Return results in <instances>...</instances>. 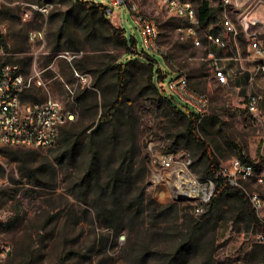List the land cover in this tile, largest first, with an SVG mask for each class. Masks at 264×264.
Masks as SVG:
<instances>
[{
  "label": "rangeland",
  "instance_id": "1",
  "mask_svg": "<svg viewBox=\"0 0 264 264\" xmlns=\"http://www.w3.org/2000/svg\"><path fill=\"white\" fill-rule=\"evenodd\" d=\"M84 1L108 4V0ZM130 1L156 19L160 27L157 44L163 50L152 53L156 82L167 86L181 70L189 76L191 88L209 95L200 137L220 168L240 154L255 161V176L241 181L243 191L247 195L257 192L264 199V185L257 181L258 176L264 178V78L250 85L245 69L253 63L247 61L245 69L234 66L230 84L222 86L202 60L209 46L216 49L206 42V33L223 32L226 16L239 30L243 57L252 54L253 33L264 44V0H234L227 6L222 0H207L210 19L201 25L203 45L199 47L182 38L178 31L181 22L166 12L162 0ZM43 4L51 6L47 17L32 8ZM68 7L63 0H0V25L5 28L4 44L9 53L0 57V62L18 63L28 78L41 81L33 83L25 97L32 95L35 101L53 97L76 111V118L63 126L51 148L0 147V243L12 246L11 254L0 259V264H263L261 226L237 218L235 198H223L218 212L209 219L195 216L186 205L166 195L149 191L144 145L150 134L161 146L172 145L176 152L190 154L197 176L208 166V157L204 148L187 137L172 144V135L183 126L174 128L178 118L173 119L169 109L160 107L158 94L148 88L140 62L134 64L128 77V103L110 123L100 127L99 117L115 95L116 74L110 63L124 53L118 43L87 36L74 26L71 38L64 33L57 40L61 13ZM24 8L31 9L27 20ZM253 18L260 23L247 27L246 20ZM110 20L115 27L124 28L129 39L136 40L137 51L147 52L142 30L127 3L115 9ZM32 29H44V41L32 42L28 36ZM133 57L142 59L138 54ZM76 71L90 75V86ZM67 85L74 90V98ZM250 92L262 97L256 117L247 108ZM164 93L184 106L169 89ZM18 149L36 151L30 156V168L23 171L15 160ZM95 162L103 182L119 169H128L130 186L116 194L103 192L93 180L83 187L82 180ZM142 194L146 204L153 199L163 205L161 209L167 208L165 213L154 211L156 204L152 210L138 212L133 204ZM111 208L116 217L109 220ZM255 211L264 224V207Z\"/></svg>",
  "mask_w": 264,
  "mask_h": 264
},
{
  "label": "built area",
  "instance_id": "2",
  "mask_svg": "<svg viewBox=\"0 0 264 264\" xmlns=\"http://www.w3.org/2000/svg\"><path fill=\"white\" fill-rule=\"evenodd\" d=\"M205 0L196 4L192 0H162L168 14L181 22L178 31L182 38L189 40L194 46L203 45L200 35L201 16L200 8ZM225 6L232 4L234 0H222ZM127 3L133 13V17L141 28L145 45L149 53H159L163 50L157 44L161 34L158 22L153 17L143 13L137 3L130 0H108L105 5L106 14L111 17L115 9ZM28 6V5H27ZM39 13L48 16L51 6L32 5ZM31 9L24 8V19H29ZM260 20L253 18L246 20L247 27L256 26ZM223 32H208L205 40L209 45L205 56L202 58L210 66L211 76L216 83L222 86L230 84V78L234 73V66L244 67V60L239 45V30L228 16L223 21ZM4 25H0V57L8 56L4 44ZM32 42H42L45 39L44 29H32L28 33ZM250 43L252 55L246 58L252 62V67L245 69L248 74V83L253 85L259 79L264 78V44L255 37ZM222 51V52H221ZM231 51L232 55L225 53ZM177 77L171 79L167 86L162 82L160 87L165 92L169 89L178 95L184 104L192 108L202 118L208 112L210 97L207 93H201L190 85L189 76L179 70ZM77 77L90 86V75L76 71ZM33 83L41 84L33 77L28 78L18 63L0 62V147H29L51 148L56 145L60 130L63 125L76 118V111L56 98L50 97L43 101L26 100L24 95L31 89ZM72 97L74 90L67 85ZM262 97L250 92L247 96V108L255 117L259 113V102ZM148 156V189L153 195H166L176 202L186 205L195 216L201 217L208 209L220 181L225 179L230 185L244 190L242 180L255 176V161L249 160L246 155L235 156L229 165L222 166L213 177L201 179L193 170V158L186 152H170L161 146L157 137L150 134L144 145ZM257 181L264 185V178L257 177ZM253 207L260 210L264 207V199L259 193L248 194ZM264 241V234L259 236ZM12 252L9 243H0V259H5Z\"/></svg>",
  "mask_w": 264,
  "mask_h": 264
},
{
  "label": "trees",
  "instance_id": "3",
  "mask_svg": "<svg viewBox=\"0 0 264 264\" xmlns=\"http://www.w3.org/2000/svg\"><path fill=\"white\" fill-rule=\"evenodd\" d=\"M63 1L67 2L69 4V7L61 13V27L59 31H57V40L60 41L64 37V33H67V35L70 36L69 38H71V29L74 26L76 29L78 28V30H82L86 35H93L103 38L104 40L114 41L118 43L124 53L118 59V61H112L110 63L111 69H113L116 74L115 95L113 100H111V102L109 103L108 107L102 111L99 117L100 127H103L106 124L110 123L114 119V117L121 111L124 104L128 103V77L134 64L136 62H140L142 75H144L145 77L148 88L150 90H153L154 92H157L160 107L165 110L169 109L170 112L174 114L173 119H175V117L178 118L179 121L176 122L174 128H178V126L180 125L183 126L181 129L178 128L172 135V144H177L182 137H187L193 140L198 146L204 148L208 157V166L199 177L201 179L213 177L215 173L220 169V163L214 156V154L208 151L207 144L199 135V126L203 118L195 111L189 110L190 108L188 105L184 104V106L180 107L174 102L173 97L165 95L164 91L159 85L161 81L157 83L155 80L154 66L156 63V59L154 58L152 53L146 51H137L134 46L136 40L134 38L129 39L125 33L124 28L115 27L114 25H112L110 17L106 14V7L104 4H97L84 0ZM47 2L54 3L56 2V0H44V3ZM200 16L201 25L206 23L210 19L209 1L206 0L203 2V5L200 8ZM137 54L140 55L142 59L133 57V55ZM31 98L34 99L32 95H27V97L24 96V99L26 100H30ZM165 149L170 152H176L172 145L165 147ZM17 153L18 154L15 160L19 162V170L23 171V169H25L26 167L30 168L29 166L32 164L30 156L36 154V151H23L18 149ZM242 155L243 154H240V156ZM146 158V162L148 164V156ZM99 175L100 170L98 169V165L95 162L90 166V169L88 170L85 178L82 180L83 187L92 184L93 180L96 183V186L101 188L100 190H103V192L110 191L113 194H116L121 188H123L124 186L129 187L131 184L129 177L130 171L128 169L126 171H124L123 168L119 169L115 173V175L111 176L109 180L104 182L101 180ZM227 197H233L237 200L239 209V215L237 218L241 220H249L256 225L261 226L262 233L264 234V224L260 223L261 220L256 214L255 208L253 207L247 193H245V191H243L242 189L230 185L225 179H222L220 181V186L217 189L207 211L201 217H209V219L214 218L215 214L219 210L222 199ZM152 204H156V206L153 208L154 211L160 212L159 210H162L161 212L162 214H164L167 210V208L161 209L163 205L156 203L153 199H150L146 204L143 194L141 197H139L138 201L133 204V207H135L138 212H141V214H143L145 210H147V208L149 210L152 208ZM114 211L115 210L111 208L107 212V217L110 218L109 220L116 217V213H114ZM261 261L264 264V256Z\"/></svg>",
  "mask_w": 264,
  "mask_h": 264
},
{
  "label": "crops",
  "instance_id": "4",
  "mask_svg": "<svg viewBox=\"0 0 264 264\" xmlns=\"http://www.w3.org/2000/svg\"><path fill=\"white\" fill-rule=\"evenodd\" d=\"M114 23H115L116 26H120V25H118V23H116V22H114ZM221 52H222V51H221ZM228 52H229V51H227V53H228ZM250 52H252V48H251V47H250ZM225 54H226V53H225ZM251 55H252V54H251ZM251 55H250V56H251ZM244 58H245V60H244V62H243V63H244V66H247V65H245V64H246V62H247L246 58L248 59V57H244ZM250 68H251V67H250Z\"/></svg>",
  "mask_w": 264,
  "mask_h": 264
}]
</instances>
